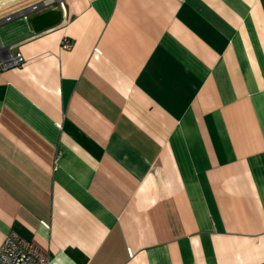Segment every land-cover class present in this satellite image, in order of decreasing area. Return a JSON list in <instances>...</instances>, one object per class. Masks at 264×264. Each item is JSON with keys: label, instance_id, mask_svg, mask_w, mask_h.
Listing matches in <instances>:
<instances>
[{"label": "crops", "instance_id": "crops-1", "mask_svg": "<svg viewBox=\"0 0 264 264\" xmlns=\"http://www.w3.org/2000/svg\"><path fill=\"white\" fill-rule=\"evenodd\" d=\"M44 1L0 0V247L264 264V0Z\"/></svg>", "mask_w": 264, "mask_h": 264}, {"label": "built area", "instance_id": "built-area-1", "mask_svg": "<svg viewBox=\"0 0 264 264\" xmlns=\"http://www.w3.org/2000/svg\"><path fill=\"white\" fill-rule=\"evenodd\" d=\"M50 1L57 2L58 5L66 11L65 0H47L42 3L31 6L28 10H38L43 4ZM12 17H7L11 19ZM73 46L72 39L65 37L62 40L61 47L70 49ZM25 61L23 55H10L0 62V69H10L18 66ZM0 264H51L50 254L39 247L34 241H31L16 230H11L5 237L0 247Z\"/></svg>", "mask_w": 264, "mask_h": 264}]
</instances>
